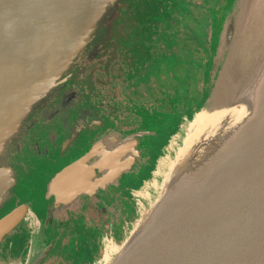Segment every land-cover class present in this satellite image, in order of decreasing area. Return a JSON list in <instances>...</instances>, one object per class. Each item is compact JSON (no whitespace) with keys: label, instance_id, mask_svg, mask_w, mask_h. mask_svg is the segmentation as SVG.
<instances>
[{"label":"water","instance_id":"obj_1","mask_svg":"<svg viewBox=\"0 0 264 264\" xmlns=\"http://www.w3.org/2000/svg\"><path fill=\"white\" fill-rule=\"evenodd\" d=\"M119 1L0 0V208L39 172L29 150L52 138H44L49 132L42 122L51 113L61 121L53 104L87 50L109 37ZM213 37L203 98L179 116L177 139L164 157L175 158L196 113L246 110L227 114L173 169L154 162L138 187L135 226L98 264H264V0H227ZM33 117L38 128L29 131ZM67 130L63 149L78 136L75 127ZM83 160L55 169L44 190L43 218L27 201L0 215V245L22 219L35 225L25 264H44L57 238L59 209L91 183ZM66 182L74 187L70 197Z\"/></svg>","mask_w":264,"mask_h":264},{"label":"flooded vegetation","instance_id":"obj_2","mask_svg":"<svg viewBox=\"0 0 264 264\" xmlns=\"http://www.w3.org/2000/svg\"><path fill=\"white\" fill-rule=\"evenodd\" d=\"M224 1H119L109 37L87 50L53 104L66 128L51 113L42 123L49 132L44 138H52L29 150L35 155L31 167L52 173L48 181L55 169L78 159H85L81 167L91 173V183L74 196V187L63 184L73 198L59 209L57 238L44 264H98L126 237L141 210L138 187L146 171L157 160L171 164L163 151L177 139V114L194 111L203 98ZM37 121L33 117L29 131L38 128ZM68 127L78 136L63 149ZM28 179L23 184L31 187ZM32 233L29 217L15 225L0 247V264L20 263Z\"/></svg>","mask_w":264,"mask_h":264},{"label":"rangeland","instance_id":"obj_3","mask_svg":"<svg viewBox=\"0 0 264 264\" xmlns=\"http://www.w3.org/2000/svg\"><path fill=\"white\" fill-rule=\"evenodd\" d=\"M197 1L203 2V0H197ZM224 2H225V3H223L224 6L221 8L225 7L227 0H225ZM219 11H221V9ZM216 17H217V15H216ZM214 27H215V25H214ZM213 42H214V40H213ZM198 104H197V106H198ZM196 108H198V107H196ZM187 113H189V114L192 113V110H190V111L188 110ZM178 117H179V114H177V120H178ZM185 125L188 126L187 124H185ZM152 127L160 129V127L158 125L152 126ZM45 173H46V170L43 171L40 169V171L37 174H32L31 177H29V179H28V183L31 184V187H29V185L26 183L23 184V182H21L23 185L21 184L20 186L15 187V198L12 197L5 202V204L0 208V215L5 213L6 211L10 210L12 207H14V205L16 206V204L20 201H29L32 205L35 206L33 208L38 213V215L41 218H43L45 213H46V209H47L46 207H47V202H48L47 199L45 198V196H43L44 190L46 187L44 185L46 182H48V179H49L50 175L52 174V173H50V174L48 173L46 176H44ZM149 173H150V171H146L145 176H149ZM41 176L43 177L42 180H41ZM40 181H42L41 185L43 186V188H37L36 189L35 184L39 183ZM58 215H59V212L57 213V218L59 217ZM26 220H28V217H26ZM136 221L132 222V225L128 229L127 235L130 233L132 228L135 226ZM31 225H32V229H33V227L35 225L33 226L32 222H31ZM120 236H121V234H120ZM125 238L123 239V241L125 240ZM122 242H119V243L121 244ZM119 243L113 244L112 249L115 250L116 247H118L120 245ZM2 245H3V242L1 243L0 247ZM25 260L26 259L24 258L22 261H20V263L17 262V264H25ZM12 264H15V261Z\"/></svg>","mask_w":264,"mask_h":264},{"label":"bare ground","instance_id":"obj_4","mask_svg":"<svg viewBox=\"0 0 264 264\" xmlns=\"http://www.w3.org/2000/svg\"><path fill=\"white\" fill-rule=\"evenodd\" d=\"M246 110V106L243 105L241 109L236 107L220 108L215 110L203 109L196 113L193 120L190 121L188 127V133L183 138V144L179 145L177 155L172 158L170 169H173L176 163L180 162L181 159L186 158L190 150L195 146L198 140L206 134H212L218 127V123L227 115L234 113H242ZM210 132V133H209Z\"/></svg>","mask_w":264,"mask_h":264},{"label":"trees","instance_id":"obj_5","mask_svg":"<svg viewBox=\"0 0 264 264\" xmlns=\"http://www.w3.org/2000/svg\"><path fill=\"white\" fill-rule=\"evenodd\" d=\"M213 48H214V45H213Z\"/></svg>","mask_w":264,"mask_h":264}]
</instances>
